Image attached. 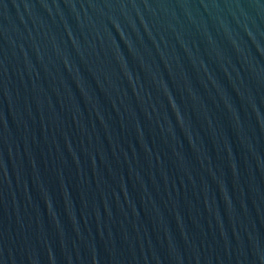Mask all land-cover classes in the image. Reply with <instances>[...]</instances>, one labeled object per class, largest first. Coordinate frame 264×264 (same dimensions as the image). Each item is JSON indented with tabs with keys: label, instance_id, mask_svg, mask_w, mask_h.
Listing matches in <instances>:
<instances>
[{
	"label": "water",
	"instance_id": "water-1",
	"mask_svg": "<svg viewBox=\"0 0 264 264\" xmlns=\"http://www.w3.org/2000/svg\"><path fill=\"white\" fill-rule=\"evenodd\" d=\"M0 264H264V0H0Z\"/></svg>",
	"mask_w": 264,
	"mask_h": 264
}]
</instances>
